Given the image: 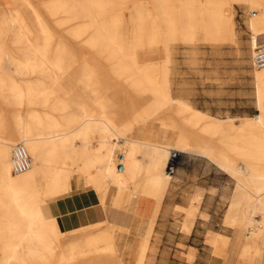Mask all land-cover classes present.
I'll return each mask as SVG.
<instances>
[{"label":"bare ground","instance_id":"1","mask_svg":"<svg viewBox=\"0 0 264 264\" xmlns=\"http://www.w3.org/2000/svg\"><path fill=\"white\" fill-rule=\"evenodd\" d=\"M12 1L15 6L0 9L5 13L0 17V67L13 68L21 77L25 69L42 68L44 79L19 90L14 82L1 81L2 88L20 91V96L10 114L0 108V264H83L86 259L124 264L114 256L119 233L111 222L61 228L56 207L70 198L64 193L72 187L69 172L76 169L78 182L96 192L110 184L117 209L132 192L162 191L179 156L204 158L234 180L225 222L237 228L240 264H264V67L254 73L259 113L237 116L240 122L174 96L168 67L173 44H193L199 32L212 44L236 43L233 2L252 14L248 27L253 53L264 44V0H227L225 12L199 8L192 0H41V8L34 0ZM69 39L70 45L91 53H66ZM160 41L162 61H141L139 50ZM76 61L81 66L71 79L65 69ZM120 83L134 96L124 94ZM50 90L55 96H46ZM154 119L177 130L173 142L127 136L133 124ZM18 143L24 144L32 163L15 173L13 148ZM118 145L124 158H118ZM203 195L199 188L190 206L177 205L185 211L182 227L187 233ZM208 235L215 252H226L230 239L221 243L219 232ZM149 242L146 236L137 264H144Z\"/></svg>","mask_w":264,"mask_h":264},{"label":"rangeland","instance_id":"2","mask_svg":"<svg viewBox=\"0 0 264 264\" xmlns=\"http://www.w3.org/2000/svg\"><path fill=\"white\" fill-rule=\"evenodd\" d=\"M37 5L42 7V3L37 0H34ZM45 1V0H42ZM227 1V0H225ZM5 2V3H4ZM233 2V1H232ZM4 4L12 7L15 6L12 0H0V9L4 8ZM235 8V15L233 17L236 22V27L238 31V39L237 42L226 41L221 44H211L208 41L204 40L203 32H199L197 35L196 42L193 44H187L183 41H176L173 44V52H172V62L168 65L171 70V78L173 80V95L181 98L188 99L195 107L207 111L210 114H213L218 117H235L237 122H240L242 118H237V116H254L259 113L256 105V84L254 73L258 68H255L253 65V53L250 47V41L252 37V33L248 27V21L252 14L250 10L245 8L244 6L233 2L232 3ZM206 7L205 4L202 5ZM217 7V6H216ZM219 11H226L225 7L216 8ZM229 9V5H228ZM129 10L127 9L126 20L129 15ZM3 13L0 10V17L3 16ZM53 24V21L50 20ZM0 24L2 21L0 20ZM59 34L65 32L61 29L57 31ZM130 33L126 32V36ZM13 35L10 33L7 36V43H9L12 39ZM206 41V42H205ZM72 42L71 39L66 42L65 52H72L75 55H82V53L90 54V50L83 49L79 45H70ZM163 44L161 41L156 46V49H146L143 53L144 59L150 54H153V58L156 61H162L163 53L161 46ZM148 45L144 46L147 47ZM143 47V48H144ZM208 50L206 51L205 49ZM152 48V47H151ZM154 48V47H153ZM206 56L207 60L212 61L213 63V72L211 82L215 83V87L217 90V96H190V92L186 88H188V83L186 82V78L188 77V72L191 70L187 69L184 65V72L182 69V58L189 59L193 57L194 64L200 65L201 61H198L199 57ZM209 57V58H208ZM152 61V60H151ZM190 65V63H189ZM81 66V61H76L70 63L69 66L66 67V75L72 76L71 79H74L75 74L79 71V67ZM105 67V65H104ZM24 77H21L14 73L13 68H4L0 67V108H3L7 114H10L13 109H15L14 101L16 96H20V91L12 92L9 88H2L1 81H10L14 82L16 88L19 90L27 86V82L31 81L34 84L37 82L43 81L42 68L34 69L32 72L27 71L25 69ZM184 73V74H183ZM184 77V85L182 84V78ZM69 79V78H68ZM66 79V80H68ZM39 80V81H38ZM72 84L75 85V80H71ZM73 85H69V88H72ZM123 86L122 83H120ZM42 86V84L40 85ZM184 86V91H183ZM124 94L128 96H134L132 93H129L126 90V87L123 86ZM227 89H240L239 93H231L225 92ZM55 92L50 90L46 96H55ZM131 94V95H129ZM112 96L114 94H111ZM189 95V96H188ZM225 95V96H223ZM40 96H44L41 94ZM115 96V95H114ZM153 121H157L154 119ZM158 122V121H157ZM130 137H133L132 132L129 133ZM123 141L124 139H120ZM169 141H173L169 140ZM98 139L95 138L93 141L94 145H97ZM177 153V152H176ZM118 158H124L123 150L120 145H118L117 149ZM174 166V167H173ZM172 177L170 182H168L162 190H167L169 187L168 193L171 198V206L173 208V216L180 222L184 221L185 211L178 209L176 203H179L184 206L191 205V198L194 196L199 188H202L204 191V195L202 200L198 205L197 214L203 216L200 212L201 205L204 203V208H209L213 211V227L215 231H218L220 234V242H226L230 239L229 244L226 247V252H239L240 246L236 241L237 236V228L229 223L225 222V216L229 209L230 199L233 195L235 182L234 180L226 174L224 171L219 170L215 165L208 162L206 159L201 157H193L188 159H182L180 156L175 157L174 162L171 165ZM174 174V175H173ZM84 182L79 186L80 189H85ZM134 189V188H133ZM69 190H66L64 193L69 196ZM113 189H109V196L113 195ZM160 193V192H159ZM159 193L153 194H142L144 197H156ZM134 192L130 193L128 198L133 195ZM167 194V193H166ZM127 202L124 204L117 206V208H122L126 213L130 212V207L126 206ZM203 216V217H207ZM196 218V217H195ZM257 219H261V217H257ZM257 220V222H259ZM183 223L177 226V228L181 229L184 233H187L183 229ZM115 230L119 233L121 230H124L121 233L119 239V248L118 251L115 252L114 256L122 258V253L120 252H130L131 249L134 248L135 244H137L134 240L129 237L130 231L126 230V226L115 225ZM126 230V231H125ZM241 235L244 236L245 229H242ZM221 232V233H220ZM189 233V232H188ZM153 236V232L150 236V244ZM144 236H139L141 239ZM195 238V237H194ZM210 241V244L215 248V242L209 238L208 232L205 236ZM117 239V238H116ZM69 238L65 239V242L68 241ZM251 241V240H249ZM208 242V241H207ZM140 241L138 242V244ZM181 247H185V245L180 244ZM152 246L149 250L153 249ZM148 250V251H149ZM224 252L223 255L226 259H228V254ZM222 254V253H221ZM108 257V256H106ZM264 257V256H263ZM102 258V257H101ZM83 264H100L95 261L92 263L91 259H86ZM230 264H240L239 257H232ZM244 264H255L252 262H244Z\"/></svg>","mask_w":264,"mask_h":264},{"label":"crops","instance_id":"3","mask_svg":"<svg viewBox=\"0 0 264 264\" xmlns=\"http://www.w3.org/2000/svg\"><path fill=\"white\" fill-rule=\"evenodd\" d=\"M173 1L182 3L185 0ZM192 1L195 2L199 8L216 11H219V9H215L216 6L218 8L225 7L227 11L229 5L225 0ZM203 4H205L206 7H203ZM152 48L144 47L139 50L141 61L147 62L154 60L152 53L145 59L143 57L144 51ZM156 48L154 47L153 49ZM205 50L207 51L208 47ZM194 60L193 57L189 59L182 58L183 72L185 68L184 65L187 64L188 66H186V68L191 70L190 73L188 72V77L186 78V82L188 83V88L186 89L190 92V96H217L216 85L211 82L213 75L212 70L214 68L212 61L207 60L206 56L199 57L198 61H201V63L200 65H195ZM182 84L184 85V77L182 78ZM225 92L239 93L240 89H227ZM130 132H132L133 137L129 136ZM127 136L155 142H173L169 140H174L176 138L177 130H173L167 124H161L157 121L141 120L129 128ZM68 176L71 177L72 184L69 190L70 198H64L59 202L58 207H56V213L58 214V221L61 228L64 231H71L104 221L111 222L113 226H126V230L130 231L129 237L137 244H135L130 252H120L122 253V258H119L124 264H137L142 254L140 250L143 241L146 236L150 239L152 232L153 236L151 244L149 242V249L152 246L154 248L151 250L148 249L149 251L147 250V252H145L144 264H230L232 257H239L240 252H226L229 255L228 259H226L223 255L224 252H215L210 241L205 238L207 232L215 231V229L211 227L214 223L213 211L209 208L205 209L204 203L201 205L200 212L208 215L207 217L198 214L189 233H184L181 229L177 228V226L180 223L182 225L183 222H179L173 216V208L171 206V201H169L171 196L168 193L170 186L167 190L160 191L156 197H144L140 192H134V194L127 199L126 206L130 207V212L126 213L122 208L115 209V192L113 190V195L109 196L108 191L112 187L107 182L96 192L90 185H86L85 189L79 188L82 182H78V177L80 175L76 173V169H72ZM99 201L107 203V206L105 207ZM71 205L74 207H71ZM176 205L181 204L176 203ZM112 211H115L113 216L110 214ZM122 232L123 230H121L117 236V249L119 248L118 242ZM139 236L144 237L140 239ZM139 241L140 243L138 244ZM180 244L185 245V247H181Z\"/></svg>","mask_w":264,"mask_h":264},{"label":"built area","instance_id":"4","mask_svg":"<svg viewBox=\"0 0 264 264\" xmlns=\"http://www.w3.org/2000/svg\"><path fill=\"white\" fill-rule=\"evenodd\" d=\"M252 59L255 68L264 67V44L259 45L254 49ZM31 163L32 158L24 144H16L13 148V172H23L31 166Z\"/></svg>","mask_w":264,"mask_h":264},{"label":"water","instance_id":"5","mask_svg":"<svg viewBox=\"0 0 264 264\" xmlns=\"http://www.w3.org/2000/svg\"><path fill=\"white\" fill-rule=\"evenodd\" d=\"M120 168H122V166H120Z\"/></svg>","mask_w":264,"mask_h":264}]
</instances>
